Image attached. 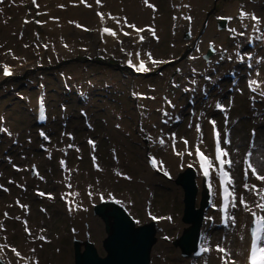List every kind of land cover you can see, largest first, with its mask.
Here are the masks:
<instances>
[{
    "label": "rangeland",
    "instance_id": "rangeland-1",
    "mask_svg": "<svg viewBox=\"0 0 264 264\" xmlns=\"http://www.w3.org/2000/svg\"><path fill=\"white\" fill-rule=\"evenodd\" d=\"M188 1L193 3L194 10L197 15L201 16V20L196 31L191 30L190 39L183 38V33L185 31H189V28L187 27H185V30L180 34V36H177L178 39H180V43H183L185 46L179 49L171 44H162L160 46L156 45L157 40H150L152 36L148 32L146 44L147 50L144 51V55L147 57L146 53L151 52L153 58L157 60H169L170 58H176V56H180V58H182V71H184L190 65H195L197 71L202 74L203 69L206 68L203 67V64L206 63L204 60L206 59H204L202 55L206 52L210 42H214L216 49L227 48L229 54L235 53L236 48L230 45L228 37H225L226 31H222L223 29H219L217 27V17L223 16L222 14L217 16V13L221 8L219 2H221L223 6H230L236 2H239L240 0H209V2L207 1L208 3L204 2V0ZM50 3L49 16L53 21V25L59 26L62 24V28H67V32L65 33L66 36L62 33L65 36V43L62 46L63 50L61 49L60 51L61 55L56 54L54 49H52L50 46V42L52 41L49 30H46L41 24L36 23V21H40L41 19V7L37 8L34 6L31 0H23L19 13L17 12V5L14 4L12 5V8H14L13 12L9 11L7 15L0 14L1 26L10 32V38L7 41H5L3 38H0V45H2V47H0V65H18L19 69V74L17 77L7 80H0V117H3V121L0 122V125H6L5 128L11 133V135H8L7 133H2L0 135V185H3L9 189L8 192H4L2 189H0V210L5 208L6 203L12 201L11 197L21 193L19 192L21 187L17 186L21 185L20 183L25 182V178H23L21 175H24L26 178H28L30 183L25 182L24 184H26L27 187H23V191L25 188H27V191L20 199L27 201L30 209L32 208L33 210V215L35 217L34 229L45 230L43 235L46 237L47 242L39 240L37 241L39 242L40 247L42 245L41 248H47V250L43 252V249L36 247V245L30 240H24L21 234L16 233V227L14 224H12L14 223L12 221H10V223H6L8 228L6 231V234L8 233L6 243L10 246L16 247L19 251H21V253L27 252L29 250L28 245H33L34 248H36L35 256L38 258V260L40 259L42 252L50 261L53 259L60 260L61 257L57 256L55 253L57 249H60L63 250V253L66 255L65 264H73L72 239L78 238L82 240L86 236L88 240L94 244L98 254L100 256L105 255V251L102 248L103 239L106 237V233L104 232V223L99 216L92 213V205L98 202L99 197L87 201L86 214L80 215V218L77 221H73V216H67L64 212L61 196H57L58 192L69 191V188L63 183L57 182L58 175L62 170H58L56 164L58 158H63L61 160H64L69 168H78L79 165L84 168H92L93 155H95L96 162L99 164H113L114 160H112V158L114 157V153L117 155V151L111 153L110 148L113 149V143H108L107 140L100 137L99 131L101 126L99 123L101 124V122H99V119H106V122L109 123L115 122V114L119 113V111L121 113L122 111L121 119H124V122L125 116H128L126 120L129 130L128 139L127 141L125 140V144H128V146L123 144L121 145V148H127L126 150L128 155H130L132 164H134L136 168L138 167V170L136 171L139 172L144 169L143 171H145V173L149 175L150 178L154 177L158 179H151L150 184L152 183L155 187H157V189L162 192V195L159 193H153L154 195L151 194L149 198L147 197L145 198L146 200L144 199L145 203H143V201L141 202V207H137L132 205L131 202L129 203L128 201L122 199L123 196L121 197L115 195L114 192L117 191H111L109 193H111L112 197H114L116 200L121 201V204L119 205H121L126 210V212L134 219V221L139 220V224H143L151 220L155 222L157 231L154 235L156 239L150 250L149 264H171L173 262L175 264H179L180 262L182 263L183 260H186L187 264H190L188 263V256H182L180 248L174 246L172 243L175 239L181 236L183 229L189 226L188 222L182 220L184 207L183 189L174 181L177 177V174L183 171L187 166L180 167L177 169V172L175 171L174 173L169 174V176L164 175V169L161 174L150 175L144 163L145 155L152 154L151 146L153 145V139L149 140L147 139V136L154 138L159 134L165 137L164 132L155 131L151 134L147 128L149 127L148 120L151 119L155 125L153 129L155 130L158 128L156 108L160 103H162V99H169V96H167V92L164 90V88L167 77L172 71V66L165 67L164 72L167 73H163L161 76L159 75L160 78H155L158 77V75L150 76L139 83L142 89L147 90V95L150 94L155 97L154 100L148 99L147 104L144 106L145 115L148 114L144 121L145 116L142 118L140 112L137 111L138 107L140 106L135 107L132 105L133 101L126 93L127 89H124V84H129L128 88L132 86L130 84L132 80L129 79V74L124 72L120 67V60L122 56L120 49L121 47L126 49V44L122 43L118 46H108L106 47L107 49H99V45L93 33L95 21L90 20L88 23L85 22V24L81 25V27H77V21H74L72 18L65 19L64 22H61L60 20V23L59 20H57L55 17L53 18V16L57 13H60L61 11L66 10L67 7H69V4L66 0H52ZM60 5L63 7H60ZM239 5H243V2ZM10 8L11 6L6 7V9ZM144 9L147 12L152 11L149 15H142L143 19L146 20L140 21L142 16H140L138 12H132L130 15L123 12L120 17H126L128 23L130 24L137 25L141 22H146V25L151 24L154 26V21L150 18V16L152 17L156 14V16L159 15V17L161 15L162 17H169L170 15V13L168 15L170 8L167 7L166 2L161 5L158 4L155 12L150 8ZM250 9L254 10L252 12H254L258 17L264 19V4H261L260 10H258L256 7H251ZM37 13L40 14L37 15ZM115 14H119V12L115 11ZM214 16L216 17L214 18ZM25 20H28L29 23L25 26H21V23L23 24ZM70 21L73 23H70ZM208 23L212 27V33L210 35H206ZM229 24L230 22L227 21V27ZM52 28L54 27L50 25V30H52ZM85 29L88 30L86 31ZM221 32H224L225 34L223 35ZM229 39L232 44L239 42V39L236 38L234 40L231 38V36ZM25 45H28V47H25ZM45 45H47V47H44ZM65 45H67V47H65ZM197 47L200 49L199 52H196ZM190 48H194L191 53L185 52V50ZM259 50L260 48H256L252 51L251 49H245L243 46L241 49V54L243 55L246 52H252L254 58L264 57V54ZM189 54L190 56L196 55L199 57V59L195 61L191 60L193 62L192 64L190 63V60H188V65L184 66L183 68L185 60L188 59ZM13 56L16 58L14 59ZM217 61L218 54L216 51V55H210L207 63L213 64L215 67H217L219 74L216 80L215 78H212L211 82L205 81V87L203 90L204 92L205 90L212 92L214 88H216L218 85H221V89L224 90V93H222V96H219V98L221 103H224L225 105L228 104V113H211L212 109L208 104L206 105V107L208 106V111L205 119H215L220 129L228 131L231 125L230 120L233 119V114H238V117L236 118L237 121H244L245 119L248 120V112L246 111V103H248V101L245 98L246 89L244 88V82L247 78L245 74L247 73V70H239L236 75V79L230 80V78L222 77L225 76L227 71L231 69L230 61L224 60V62L220 61L219 63H217ZM20 65L21 67H19ZM190 69H188L186 72L179 73L176 77V82L172 83V85L180 84L181 87H189L186 84L183 85L182 82L188 78ZM261 70L263 71V69ZM58 74H64L67 76V79L69 80V86L72 85L70 90L67 91L66 88L59 86L57 81ZM210 75L213 76L211 73ZM233 81H235V83H233ZM94 83H98V85ZM37 85H42L44 87L45 97L48 105L49 122L46 129L48 133L46 132V134L49 139L45 145H43V143L37 142L36 132L38 129H36V126L34 125L32 112L29 110L26 112L23 109L25 104H27L25 103L26 101H33L35 88ZM237 87L243 90V94L235 90ZM77 88H79L81 91H84L85 94L90 97L89 106H87V102H89V100L84 104L83 100L75 97L74 94ZM171 88L175 89V92L170 89L169 93L176 94V102H179L181 99L190 100L191 92L183 93L181 89L174 88L173 86H171ZM234 92H236V94L233 95L235 99L232 98L231 101L227 102L229 96ZM251 95H255L256 99L251 100V104L248 106L253 105V110L255 112L257 111L254 117L261 119V123L258 125L256 123V119L250 123L251 125L256 123L257 126H251L248 125V123L243 125V145L239 146L232 142L233 153H235L237 147L240 148L241 152V155L233 156L234 160H240L242 158L243 152L248 150L250 147H254L256 149L254 158L257 160L261 159V153H264V101L260 99L258 94L251 93ZM237 96L241 99H237ZM206 99L207 98H204L203 100L199 101L200 103H204ZM196 102H198V100L195 101L194 105H196ZM216 102H213L212 105L215 106ZM239 102H241V104H238ZM108 104L113 106V113L109 114V112L106 110ZM179 106L180 105H177L175 109L170 108L172 114H176L177 116L180 115L178 111ZM67 108L70 113H68L70 115L68 125H66V123L59 124L58 121L59 126L57 127L56 119L59 116V112H62ZM9 112L11 113L9 114ZM86 113H88L87 115L89 119L93 123H96V128L93 131L88 129L91 122L87 119V117H85ZM194 113L196 112H191L192 115H180L181 121L178 125L179 131L176 132L177 138H180V136H184L186 138L189 137V122H192L193 125H195V123H199L200 118L193 115ZM131 114L133 121L130 119ZM225 115L228 117L227 124H225ZM141 128H143V132H141ZM253 128L257 130V135L255 137H250V130ZM207 130L208 128L206 127L203 130V144H205V142L208 140ZM60 131H63L65 135L71 133L73 137V139H70L67 135L68 141L66 147L61 144V141H55V143H53L54 138ZM114 131V137L116 139L119 132L117 129ZM167 134L168 136L166 138L169 139L170 133ZM232 135L233 134L230 133L231 140ZM89 139L95 141L96 147L94 152L92 149L87 148L89 145H86V147L84 146V142L88 141ZM13 141H15V143H13ZM193 144H197V142ZM69 145H73V147H70V150L68 149ZM44 146L46 148H44ZM77 149H79V151H77ZM182 152H184V150H182ZM122 153H124V150ZM89 154L91 156H89ZM167 154H172L169 149L167 150ZM9 158L11 163L9 162ZM140 160H142V163ZM159 160L160 162H163L162 156L159 158ZM12 164H15L16 168L20 169V171H17L16 168H13ZM33 166L34 174H31V169ZM239 167L240 166L238 165L235 169L238 194L243 192V174ZM22 168H24L23 174L21 173ZM136 171L134 174H136ZM41 177H43V179H41ZM9 180L14 181V183L9 184ZM249 183L259 184V182L255 181L254 178H251ZM195 184L197 187V181H195ZM89 185H92L93 188L97 187L92 181L87 180L83 183H79L76 188L79 191L80 186L81 188H85ZM38 191L46 193L44 196L45 199L37 195ZM172 192L173 196L171 197L170 194V199H166L164 197L163 193H165L166 196V193L169 194ZM48 193H51L54 199H48ZM81 193L82 192L79 191V196H77L78 202L85 201ZM245 196L250 202V206L256 202V199L251 201L252 199L256 198L251 194H245ZM131 197H133V195ZM105 200L113 199L109 197L108 194H105ZM199 201V197H197V194L195 193V207H198ZM150 207H152V209ZM41 209H45V211H41ZM213 212L214 210L210 206L207 215L213 216ZM231 212L235 213L238 221L237 227L235 229L231 227H228L227 230L225 228L219 229L216 226V219L208 222L206 226L208 229L205 228V236H207L205 240L208 241L206 246L214 249V251L212 250L214 256L211 254H206L204 260L202 261L203 263L221 264L219 257L223 254L215 251V246L218 243L222 244V246L225 245V248L228 246L231 254L234 253V250H239L240 240L236 239V237L239 236L237 234V230H239L238 225H241V220L239 218L242 215L247 218L248 221V213L244 212L242 207L232 209ZM3 214L4 213L1 212L0 217L3 216ZM153 216L157 217V219H152ZM168 217H171L172 219L169 220L167 219ZM73 229H75V232H73ZM39 235H42V233L38 232V234H36L34 237ZM166 236L169 237V239H164ZM242 243H244V241ZM40 249L42 251H40ZM159 251H162L163 253L160 259L158 256ZM7 256L8 257L4 262H2V264H7L9 259L13 260L15 258L11 254H7Z\"/></svg>",
    "mask_w": 264,
    "mask_h": 264
},
{
    "label": "bare ground",
    "instance_id": "bare-ground-1",
    "mask_svg": "<svg viewBox=\"0 0 264 264\" xmlns=\"http://www.w3.org/2000/svg\"><path fill=\"white\" fill-rule=\"evenodd\" d=\"M50 1L52 2V0H36V2L39 5V7H41V15H40L41 22H42L41 25L46 30H49V33H50V37H51V41H52V42H50V46H51L52 49H54V52L56 54L61 55L60 51L62 49L63 44L65 43V38L64 37L66 36L65 33L67 32L66 31L67 28H65V27L62 28V24L59 25V26L53 25V21H52V19L49 16L50 15V6H49V4L51 5ZM66 1L68 2L69 7H67V9L64 10V11H61L60 13L55 14L53 16V18L55 17L57 20H59V22H60V20H61V22L62 21L64 22L65 19L72 18L74 21H77L80 25L84 24L85 22L88 23L90 20L97 21L96 24L93 27L94 31H95V28H96V25H97L98 21H101L100 17L97 16L96 13L97 12H102L101 11L102 8H103L104 11H117L119 13H123L124 12V13H126L128 15H130L132 12H138L140 14V16L149 15L152 12V11H150V12L145 11L144 8H148V7L146 6L144 0H102L103 7L97 6L96 0H85L84 3H81V0H66ZM207 1L209 2V0H204V2L208 3ZM22 2H23V0H5V2L3 4H0V14L7 15L9 11L13 12L14 8H12V5H14V4L17 5L16 6L17 7V12L19 13V11L21 10V3ZM148 2L153 4L155 6V8L158 7V4L161 5V4H164V2H166L167 7L170 8L169 12H168V15H169V13H170V15H169V17L167 16L168 18L167 17H162V15L159 17V15L156 16V14H155V16L154 15L152 17L150 16V18L153 19L154 24H155L154 28H155L156 36L159 37V40L157 41L156 45L160 46L162 44H171L174 47L179 48V49L181 47H183L184 44L180 43V41H179L180 39H178V37H177V36L180 35L181 29L184 28V27H190L192 31L196 30L198 28L199 22L201 20V16L197 15L195 10H194L193 3L188 1V0H148ZM244 2H245L244 6L247 7L248 9H250L251 7H256L258 10H260L261 9V4H264V0H246ZM86 4L87 5L95 4V7H87ZM183 4L190 5L191 6L190 10L186 9V8H183L182 7ZM219 4L221 5V8H220L219 12L217 13V16L221 15V14L225 15V16L226 15L229 16V15L232 14V16H233L235 10L237 9L236 8V6H237L236 4L234 6H231V5L230 6H223V4L221 2H219ZM8 6H11V8L10 9H6V7H8ZM183 15H189V16L192 17L191 25H189L187 20H184V19L181 18ZM174 16L177 17V19L174 20L173 19ZM215 17L216 16H214V18ZM140 19H141L140 21L146 20V19H143V16ZM262 21H264V19H262ZM104 22L109 23L110 25L114 26L113 28L116 31H119V27H117L113 23V20L108 19L107 16H105ZM245 22L248 23V21H245ZM145 23L146 22L139 23V24H143V25H140L139 27L140 28H146L145 27ZM25 25H27V23H23V26H25ZM50 25H52V27H54V28H52V30H50ZM174 25H175V27H174ZM236 25H239V22H234V20H233V22H231V26L230 27H236V28H238V30H241ZM207 26H208V29H207L206 35H210L212 33V27L210 26L209 23H208ZM15 27H16V23H15ZM7 28H8V26H7ZM249 32H251L250 28H249ZM9 33L10 32H8L0 24V38H3L5 41H7L10 38V34ZM62 33L65 34V36ZM173 33H175V34H173ZM221 33L223 35L225 34L224 32H221ZM252 35L255 36L256 33H252ZM144 36L146 37L145 32H144ZM95 39H96V37H95ZM97 43L99 44V42H97ZM145 43H146V39H145V41L143 43H141L138 47H136L134 49L141 52L142 48L145 45ZM104 44H105L104 45L105 47L114 45V44H110V42H105ZM257 45H258V42L253 43L252 49H255L257 47ZM99 46L102 47L101 44H99ZM132 51H133V49H132ZM260 51L264 54V47ZM258 58H260V57H257L256 59H258ZM233 64H234V66H236L234 60H233ZM176 65H179V62H177L175 64H172L171 66H172V68H174ZM148 66H151V65L148 64ZM203 67H206V68L203 69L202 74H210L211 73L213 75L212 78L213 79L215 78V80L217 79L218 74H219L218 70H217V67H215L213 64H206ZM243 67H246V66L245 65H241V64L238 67L236 66L235 67L236 73H238V71L241 70V69H245ZM256 67H259V65H256ZM245 70H247V69H245ZM15 71H16V69H15ZM160 74L162 75L161 71H160L159 74H157L158 77H155V78H160V76H161ZM245 75L247 77L245 82H244V88L246 89V97L245 98L247 99V101L249 103V104L246 103V111L248 112V115H247L248 120L245 119L244 121H242V120H240V121L238 120L237 121L236 118L238 117V114L235 113L232 116L233 119L230 120L231 125H230V127L228 129V131L233 134L232 135V142L237 144V145H239V146L243 145V142H242V139H243L242 138L243 137V134H242L243 133V125L245 123H248V125H251L250 122L255 121L257 119V118L254 117L255 114L257 113V111L255 112L253 110V107H252L253 105L248 106V105L251 104L250 97L252 95H251V93L249 92V90L247 88L248 72ZM253 76H254V74H253ZM235 77H236V75H234L233 79ZM145 78H149V77H145ZM145 78L140 77L137 80H134L133 83L136 85V84L139 83V81H143ZM189 78H190V75L188 74V78H186L183 83H184V85L186 84V85H188L190 87V85L188 84V79ZM196 79L198 80V87H197V91L196 92H192L191 93V95H192L191 99L194 98L195 99L194 101L198 100V102H196V105L190 106V108H191L190 110H191V112H196L195 113L196 116L201 117L202 121L204 122L205 118L207 116V111L205 110V112H204V109L208 107V106L206 107V105H208V104L210 105V103L216 102V100L217 101L220 100L219 96H222V93H224V90L221 89V87H222L221 85H218L216 88H214V90L212 92H209L208 95H205L202 92V88H201L202 87V83L204 81L201 80L200 76H197ZM260 79L264 80V69H263V71L261 70ZM94 84L98 85V83H94ZM263 86L264 85H262V87ZM124 89H125V86H124ZM226 90H227V88H226ZM258 91H262V90L260 89ZM35 94H36V90H35ZM234 94H236V92L232 93L229 96L227 102L231 101L232 98L235 99L234 96H233ZM213 96H215V97H213ZM203 97H206L207 99H206V101L204 103H200L199 100L201 98H203ZM82 98H83L84 104L86 103V101L89 100V102H87V106H89L90 97L87 96L84 93L82 95ZM44 99L46 100L45 95H44ZM237 99H241V98H239L237 96ZM25 103H27V104H25L23 109L26 112H28V110L31 111L33 113V119L35 120V98H34V100L32 102L31 101L30 102L26 101ZM45 103H46V106H47L46 107V119H45L44 123L41 126H38L37 124H35V125L37 127H42L47 132L46 129H47L48 122H49V120H48V105H47V101H45ZM145 103H146V101H143L142 105H144ZM222 104H224V103H222ZM238 104H241V102H239ZM227 105L228 104H226L225 106L227 107ZM243 106H244V104H243ZM166 109H167V111L169 113L171 112L168 107H166ZM106 110L109 112V114L113 113V106H110L108 104V107H106ZM215 111H217V110H215ZM10 113L11 112H9V114ZM68 113H69L68 108L64 109L62 112H59V116L56 119L57 127L61 123L62 124L66 123V125H68V122H69V119H70V115H69L70 113L69 114ZM202 113H203V115H201ZM219 113H217V114H219ZM87 114L88 113H86L85 117H87V119L91 122L89 124L90 127H88V129L93 131L96 128V123L95 122L93 123L89 119ZM156 114H157V121L159 122L158 112ZM147 115L148 114L145 115L144 121H145ZM115 117H116L115 118V122H112V123L106 122V119L105 120L104 119H99V122H101V124L99 123V125L101 126L100 131H99L100 137H102V139L107 140L108 143H111V144L113 143V145H114L113 149L110 148L111 153L117 151V155L115 154V158L114 157L112 158V160H114V163L108 165V164H104V163H102V164L100 163L99 164L98 162H96V164L99 165V167H100V169H102V171H97L94 166H92V168H90V167L89 168H84V167H81L79 165L78 168L70 167L71 169H69V171H67L66 173H60L58 175V181L57 182H60L59 181L60 178H65V177H68L70 175V177L68 179V183L71 184V188L70 189H72L74 191L78 190L76 188V186L79 183H83V182H85L87 180L92 181L93 184L95 186H97L96 188H92V189H89V186H87L85 188H81V186H80V188H81L80 191L83 194H84V192H86V194L84 195L85 201H82V204H81L82 208H86L87 209V201L89 199L87 193L90 190L93 191V192H96L98 190L99 192L104 193V194H108L111 191H117V192H114L115 195L121 196V197L123 196L122 199H124L125 201H128L129 203L131 202L132 205H135L137 207H141V202L143 201V203H145V200H146L145 198H147V197L149 198L150 195L153 194V193L154 194L159 193V194L162 195V192L159 189H157V187H155L152 183L150 184V180L151 179H155V180H158V179L154 178V177L150 178V176L147 175L145 173V171H143L144 169L141 170V168H140L141 171H139V172L136 171V170H138V167L136 168L135 165L132 164V161L130 160V155H128V152L126 150L127 148H121V145L125 144V140L127 141V139H128V130H129V128H128V123H127V120H126V118H128V116H125V122H124V119L123 120L121 119L122 111H121V113H120V111H119V113H116ZM130 119L133 121L132 114L130 115ZM58 121H59V124H58ZM148 122H149V127L147 129H148V131L150 133H152L153 132L154 122L152 121V119L148 120ZM152 123H153V125H152ZM256 123L259 125L261 123V119H257ZM256 123L252 124L251 126H257ZM179 124H180V121L176 125H174L172 128H169V127L165 128V127L161 126L160 123H158L159 130L160 129L166 130V132H168V131H171V132L179 131V127H178ZM117 125H119V128H117ZM4 127H6V125ZM115 129H117L118 132H119V134H117L116 139L114 137V132H115L114 130ZM194 129H195V127H193V129L191 130V136L189 135V138H186L189 141L190 145L193 144L195 142V140H196L194 138V136H193ZM231 129H232V132H231ZM252 130L253 129H251L250 132ZM209 131H210V127L208 129V134H209ZM67 138H68L67 134L65 135L63 131H60L58 133V135H56V137L54 138L53 143H55V141H61L62 142L61 144H63L64 147H66L67 146V141H68ZM198 139H199V137H198ZM39 141L43 142L44 138H42ZM196 142H198V141H196ZM171 144H172V141L170 140L168 143L166 141L165 145L162 146L161 148H157L154 145L153 147H151V151L154 152L156 154V156L157 155H161L162 156L163 165L165 167V170L169 174H172L175 171L177 172V169H179L182 166H185V165H188V164H193L194 168L196 170L195 181H197V183H198L197 184L196 194H197V197H199V200H200V197L202 195V192L200 191V185H199L201 176L198 173L197 165H196L194 159L192 158V156H188L186 154L184 156H182V157L181 156H177L176 154L173 153ZM125 145L128 146V144H125ZM193 145H195V144H193ZM84 146L86 147V142H84ZM206 146L207 145L205 144V147H203V148H206ZM209 146H210V135H209ZM183 147H184V145H183ZM87 148L92 149V146L89 145V146H87ZM68 149L70 150V147H68ZM168 149L171 151L172 154H167V150ZM123 150H124V153H122ZM176 150L178 152H182L180 138H177ZM89 156H91V155L89 154ZM93 156H95V155H93ZM140 161L142 163V160H140ZM157 161L159 162L158 156H157ZM144 163L146 165L145 158H144ZM66 166H68V165L65 163L64 169H66ZM147 169H148L150 175H152V173H151V171L149 170L148 167H147ZM239 169H240V167H239ZM160 170L162 171L161 167H160ZM117 171L123 173L124 175H127L128 177H130V179H124L123 176H117L115 174V172H117ZM135 171H136V174H134ZM23 172H24V168H22V170H21L22 174H23ZM21 176L23 178H25V182H29L28 178H26L24 175H21ZM36 180H38V179H36ZM97 180H99V185H97V183H96ZM24 183H21V184H24ZM24 185H25L24 187H27L26 184H24ZM57 186H58V183H57ZM56 188H58V187H56ZM95 189H97V190H95ZM26 191H27V188H25V190L22 193H20V197H22V195ZM56 193H57V191H56ZM163 194H164V197L166 199L167 198L170 199L169 198L170 194H171V197L173 196V192L169 193V194L166 193V196H165V193H163ZM132 195H133V197H131ZM97 197H99V195H94V197L92 199H95ZM21 201H22V205H28L27 201H23V200H21ZM214 203H218L217 194H215ZM150 208L152 209V207H150ZM231 210L232 209L230 208L229 211L231 212ZM208 211H209V209H208ZM9 212H10V214H9L10 217L8 218V220L7 219L5 220V229L3 230V238L7 239L8 233L6 234V231H7L8 228H7V224L6 223L7 222L10 223V221L14 222L12 224L15 225V227H16L15 231L17 233L19 231L18 228H19L20 223L23 222L24 220H27L28 228L30 229V231L32 233V237H29L28 234L25 233V231H24V223H23V232H24V237H25L24 240L32 241V239L34 238V236L36 234H38V232L42 233V235L44 234V232H41L40 229L39 230L38 229H34L35 217L33 215V210H32V208L30 209L29 205H28V209H27V215L25 214V211L22 212L21 216L18 215L17 214L18 210L15 207H12V209L9 210ZM86 212L87 211H83V210L74 211L72 213V216H75V217L72 220L73 221H77L80 218V215L86 214ZM15 215H17V217H21L20 221H18V220L14 221L15 220ZM45 215H46V213H45ZM214 216L216 218V222H217V225H218V213L215 212ZM239 219L241 220L240 221L241 225L242 224H246L247 218H245L244 216L241 215V217ZM249 222H250V214H248V223ZM206 226H207V223H206ZM206 226H205V228L208 229V227H206ZM238 228H239V230H237V234L239 232L241 234H244L245 235V240H244V243H242V241L240 240L239 236L236 237V239L240 240L239 241V250L238 251L234 250V253L231 254V256H233V257H231V259L235 260L236 264H246V254H247V250H248L249 234L247 233V229H244L245 233H244V230H243V232H241L240 225H238ZM225 229L227 230L228 227H225ZM205 238H207V236H205V234H204V236L202 238V242L204 241ZM6 239H5V241H6ZM34 244L36 245V247H40L38 241H36ZM224 247H226V246L224 245ZM41 249H43V248H41ZM41 249H40V251H42ZM211 249L214 251L213 248H211ZM226 249H228L229 252H230V249H229L228 246H227ZM45 250H47V248L43 249V252H45ZM213 251H211L210 253H205V254H203L202 256H200L199 258H196V259L192 258L191 255H190L188 260H189L190 263L194 262V260H195V262L196 261H202L203 257L206 254L207 255L211 254L212 256H214ZM43 252H42V254L40 256V259H39L40 264H65L66 263V255L63 253V250L57 249L55 251V253H56L57 256H60L61 259L60 260L53 259L52 261L47 259L46 255L43 254ZM1 254H2V259L4 260L5 257H6V254L5 253L4 254L1 253ZM237 254H239V255H237ZM162 255H163L162 251H159V254H158L159 259L162 257ZM25 256H28V255H25ZM32 257L36 258L35 253L32 254ZM32 257L29 256V258H28V263L29 264H31V261L33 259ZM12 261L15 262V259H13ZM186 262H187L186 260H183L182 263L180 262L179 264H186ZM171 264H175V263L173 262Z\"/></svg>",
    "mask_w": 264,
    "mask_h": 264
},
{
    "label": "snow or ice",
    "instance_id": "snow-or-ice-1",
    "mask_svg": "<svg viewBox=\"0 0 264 264\" xmlns=\"http://www.w3.org/2000/svg\"><path fill=\"white\" fill-rule=\"evenodd\" d=\"M5 0H0V4H3ZM32 4L36 6L37 8L39 5L37 4L36 0H31ZM85 0H81V3H84ZM146 6L148 8H151L154 12L156 11V8L153 4L149 3L148 0H144ZM96 4L99 7H103L102 0H96ZM87 7H91V5H87ZM60 7H63L60 5ZM183 8L189 9L191 8L188 4H183ZM40 13H37L39 15ZM97 16L100 17L101 22L104 21L105 16H107L108 19L113 20L118 26L119 31L113 30L109 27H104L102 29V33L107 34L110 37H113L117 40L118 43H123L122 40H120V35L129 37L130 41L132 43H143L146 39L145 36L141 35V33L148 31L153 38H155L157 41L159 40V37L156 36L155 28L154 26H149L146 28H140L137 27L135 24L128 23V20L126 17L120 18L112 16L111 13H101L97 12ZM184 20H187L189 25H191L192 17L189 15H183L181 17ZM173 19H177V17H173ZM217 19L220 20H227L231 22L233 19H236L239 21V28L242 30H238L236 27H229L228 32L231 34L232 39H236L237 37L243 38L239 42L235 44V62L241 65H245L247 72H248V79H247V88L250 93L259 95L260 99L264 101V91H258L261 89L262 85H264V80L260 79L261 76V69H264V57L261 58H254V55L252 52H246L243 55L241 54V49L245 44L251 45L255 42H259V46L264 47V21H262V18L258 17L254 12H247L245 11V6L241 5L238 8V15L237 16H226V17H217ZM245 21H248L246 23ZM6 22V21H5ZM24 23H29L28 20H25ZM36 23L41 24V21H36ZM70 23H73L70 21ZM77 27H81V25L77 24ZM175 27V25H174ZM131 29L132 31H125L124 29ZM249 28L251 29V32H249ZM86 31L88 29H85ZM252 33H256L255 36L252 35ZM175 34V33H173ZM188 36H191V29L189 27ZM2 47V45H0ZM25 47H28V45H25ZM44 47H47L45 45ZM67 47V45H65ZM209 49L212 51H216V47L214 42L209 43ZM121 52H125L128 59L126 60L127 66L132 69L136 73H148L152 71V68L148 66V63H150L152 66H159L161 64H171L173 61L171 60H157L154 59L151 52L146 53L148 62H146L141 55V52H135L130 53L126 52V50L121 47ZM10 51V50H9ZM200 49L197 47L196 52H199ZM15 59L16 57L13 56ZM189 60H197L199 57L196 55H191L188 57ZM233 61L234 57L232 54L228 53L227 49L222 48L220 52L218 53V61ZM256 65H259V67H256ZM0 68H2V75L4 77H10L13 75V71L11 67L7 64L0 65ZM177 73H181L182 69L177 68ZM254 74V76H253ZM190 78L188 79V84L190 87H181L180 84H173L172 86L177 89H181L183 93H189V92H196L198 87V80L196 79L197 76H200L201 80L203 81H209L211 82L212 76L210 74H201L197 71L196 67H192L190 69ZM235 83V81H233ZM238 92H241L243 94V90L237 87L235 89ZM208 91L205 90V95H208ZM134 96H139L141 99H155V97H144L143 94L140 93H133ZM251 100H255L256 96L253 95L250 97ZM164 103L168 105L169 108L175 109L177 105L173 103L171 99H164ZM188 103L192 104L195 103L194 100H189ZM231 103V102H230ZM211 107V105H209ZM215 109L222 112L227 113L228 107H226L221 102L217 101L215 103ZM158 111L162 112V117H164L161 120L162 124L167 125L170 121L175 120L176 122H179L181 117L175 116L173 117L168 111L163 109H158ZM203 115V113L201 114ZM41 120L45 119L44 115V104H43V98L40 100V117ZM199 119V118H198ZM3 121V117H0V122ZM208 123L211 125V141H212V152H214V155L212 153L208 152L207 148H202V145L204 143V133L202 130V125L200 123H195V132L197 136L199 137V143L195 145H190L189 141L184 138L180 137V142L184 145V152H178L176 150V144H177V134L175 132H172L169 134V137L172 141L171 147L174 154L177 156H184L185 154L188 156H194L195 161L198 164V170L201 172L203 177L205 178L209 194H214V187H213V179L218 181L215 189V194L218 195V203H213V201L209 200V204L212 206L213 210L217 213H220L219 220L225 227H231L235 229L237 227L238 221L236 218V215L234 212H230L229 209H237L238 207H242L244 212L250 214L251 220L248 224H242L241 232H243L244 229L248 230L249 234V243H248V250L246 254V264H264V153H261V159L257 160L255 159V152L256 149L254 147H250L248 150H245L242 154V158L240 160H234V155H241L240 148L237 147L235 153L232 151V140L230 138V132L227 130H222L218 127L217 122L215 119H208ZM228 123V117L225 115V124ZM155 127V125H153ZM189 129L193 127V123L189 122L188 124ZM117 128H119V125H117ZM143 128H141V132H143ZM0 133H7L8 135H11V133L8 131V129L4 127H0ZM41 137L44 138V140H48L49 137L45 134L44 131H41L39 133ZM70 139H73L71 133L67 134ZM257 135V130L253 128V130L250 133V137H255ZM147 139L152 140L153 138L151 136H147ZM159 144L161 146H164L166 141L164 138L159 139ZM15 143V141H13ZM88 144L92 146L93 152L95 151V141L92 139L88 140ZM69 147H73V145H69ZM79 151V149H77ZM115 158V153H114ZM149 163L152 165L153 168L159 170L160 167H162L163 162H158L155 157L149 156L148 157ZM93 166L96 168L97 171H102L100 169L99 165L96 164V157H92ZM9 162L11 163V160L9 158ZM61 167L65 166V161H60ZM242 166V174H243V192L239 193L237 192V179L235 174V169L237 166ZM193 164H189L188 167H193ZM13 168H16L15 164H12ZM17 171H20V169L16 168ZM117 176H123L124 179H130L127 175H124L123 173L117 171L115 172ZM165 176H169V173L167 171L164 172ZM251 178H254L255 181H258L259 184L256 183H249V180ZM43 179V177H41ZM9 184L14 183V181L9 180ZM97 185H99V180H97ZM18 187H23V185H17ZM66 187L71 188V184H67ZM93 186L89 185V189H92ZM0 189H2L4 192H8L9 189L4 187L3 185H0ZM245 194H251L252 196L256 197V202L254 203V207L250 206V202L246 199ZM37 195L44 197L46 193L44 192H37ZM68 195L77 196L79 193H71V194H63L61 196V199L65 200L68 204V211L69 213H72L77 210H83L87 211L86 208H82L81 204L75 203L74 201L68 200ZM89 199H92L94 195H99V199L101 202L105 201V194L99 192L98 190L96 192L88 191L87 193ZM48 199H54L51 193L47 194ZM108 196L113 199V201L117 204H121V201L116 200L114 197H112L111 193H108ZM17 204L25 209V214L27 215V209L28 205H22L19 204V201H17ZM41 211H45V209H41ZM4 217L8 218V213H4ZM15 219L20 220L21 217H15ZM152 219H157V217H152ZM167 219L171 220V217H168ZM215 217L211 215H207L204 217L205 222L213 221ZM24 223V231L28 234L29 237H32V233L30 229L28 228L27 220L23 221ZM134 223L139 224V220H135ZM0 230H3V224L0 223ZM41 232H44V229L40 230ZM73 232H75V229H73ZM240 240L243 242L245 240V236L241 233H238ZM6 239V238H5ZM164 239H169V237H164ZM37 240L47 242V239L44 235H39L37 237H34L32 239V243H35ZM208 243L207 240H205V245ZM201 245L199 250L195 252L196 256H202L205 253H210L212 249L208 246ZM42 247V245H41ZM5 249H8L15 257V264H19V261H27L28 257H26L24 254L21 253L16 247L10 246L8 244L0 245V253H3ZM29 251L31 253L36 252V248H30ZM215 251L218 253H222L219 257L221 264H236L235 260L231 259V253L228 249H226L222 244L218 243L215 246ZM239 255V254H237ZM7 264H14V262L9 259L7 261ZM31 264H39L38 258H33L31 261Z\"/></svg>",
    "mask_w": 264,
    "mask_h": 264
},
{
    "label": "water",
    "instance_id": "water-1",
    "mask_svg": "<svg viewBox=\"0 0 264 264\" xmlns=\"http://www.w3.org/2000/svg\"><path fill=\"white\" fill-rule=\"evenodd\" d=\"M209 53L210 50L207 55ZM174 181L183 189L182 220L188 222L189 226L172 243L180 248L182 255H187L195 248L206 195L202 192L199 205L195 207L197 188L191 168L179 173ZM93 214L104 223L106 237L102 248L105 255L100 256L92 242L73 239V264H149L150 250L157 231L154 221L136 225L122 206L111 202L95 205Z\"/></svg>",
    "mask_w": 264,
    "mask_h": 264
}]
</instances>
